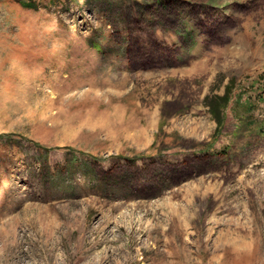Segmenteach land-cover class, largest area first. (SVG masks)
<instances>
[{"label":"rangeland","instance_id":"rangeland-1","mask_svg":"<svg viewBox=\"0 0 264 264\" xmlns=\"http://www.w3.org/2000/svg\"><path fill=\"white\" fill-rule=\"evenodd\" d=\"M263 88L264 0H0V264H264Z\"/></svg>","mask_w":264,"mask_h":264},{"label":"trees","instance_id":"trees-1","mask_svg":"<svg viewBox=\"0 0 264 264\" xmlns=\"http://www.w3.org/2000/svg\"><path fill=\"white\" fill-rule=\"evenodd\" d=\"M231 94H232V89H230V91L228 93L226 92L225 96L217 98L216 99V102H217L216 103V105H217L216 108L212 104L213 112H215L216 109H220V107H222V106L223 107L226 106L228 104V102H229ZM262 99L264 101V88H263V91H262Z\"/></svg>","mask_w":264,"mask_h":264}]
</instances>
